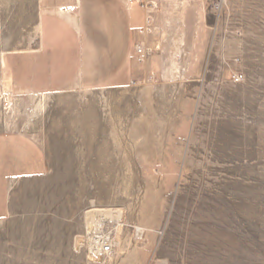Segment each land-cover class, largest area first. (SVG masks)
<instances>
[{
  "label": "rangeland",
  "instance_id": "374dc122",
  "mask_svg": "<svg viewBox=\"0 0 264 264\" xmlns=\"http://www.w3.org/2000/svg\"><path fill=\"white\" fill-rule=\"evenodd\" d=\"M148 2L131 85H69L40 110L0 89V131L51 166L45 208L0 221V264H264V0ZM35 16V0H0V56ZM92 209L118 212L109 255L83 238Z\"/></svg>",
  "mask_w": 264,
  "mask_h": 264
},
{
  "label": "crops",
  "instance_id": "0c3cea01",
  "mask_svg": "<svg viewBox=\"0 0 264 264\" xmlns=\"http://www.w3.org/2000/svg\"><path fill=\"white\" fill-rule=\"evenodd\" d=\"M35 13L34 38L0 56L3 94H48L69 85L122 88L134 82L147 19L138 0H35ZM50 171L37 140L0 131V221L45 208L38 193L50 188Z\"/></svg>",
  "mask_w": 264,
  "mask_h": 264
},
{
  "label": "built area",
  "instance_id": "2783aa9c",
  "mask_svg": "<svg viewBox=\"0 0 264 264\" xmlns=\"http://www.w3.org/2000/svg\"><path fill=\"white\" fill-rule=\"evenodd\" d=\"M142 6L144 7L145 11L147 12V19L145 28L148 26L149 18H148V9H149V2L148 0H138ZM151 7V6H150ZM235 81L240 80V75H234ZM106 217L100 218L99 215L96 213V216L93 219H89L88 227L83 237L86 240L88 251L95 256H106L112 252L113 249V241L109 239L107 234L103 233V228L107 223Z\"/></svg>",
  "mask_w": 264,
  "mask_h": 264
},
{
  "label": "bare ground",
  "instance_id": "6f19581e",
  "mask_svg": "<svg viewBox=\"0 0 264 264\" xmlns=\"http://www.w3.org/2000/svg\"><path fill=\"white\" fill-rule=\"evenodd\" d=\"M154 5V4H153ZM180 7H181V2L179 1H173L171 2V6L169 8L170 10V13L174 14V13H177L179 10H180ZM152 7H149V13L148 15L150 14V10H151ZM149 20H150V17L148 16ZM164 71L166 73V75H174V72L172 70V67L171 66H166L164 65ZM38 94V93H37ZM46 94H40L39 97H38V101L36 103V108L38 110L42 109L43 107V104H44V99L46 98ZM8 100V99H7ZM42 111V110H41ZM92 215H95V213H97L99 215V217H112L114 214L115 215H118V212L117 211H113L112 209H92L91 210ZM95 217V216H94ZM140 230V229H139Z\"/></svg>",
  "mask_w": 264,
  "mask_h": 264
}]
</instances>
